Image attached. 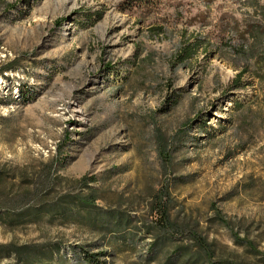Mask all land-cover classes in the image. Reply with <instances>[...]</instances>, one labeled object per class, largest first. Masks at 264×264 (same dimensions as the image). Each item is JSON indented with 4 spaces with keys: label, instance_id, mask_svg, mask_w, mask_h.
<instances>
[{
    "label": "rangeland",
    "instance_id": "rangeland-1",
    "mask_svg": "<svg viewBox=\"0 0 264 264\" xmlns=\"http://www.w3.org/2000/svg\"><path fill=\"white\" fill-rule=\"evenodd\" d=\"M165 1L181 16L165 7L156 37L120 0H0V188H28L20 180L55 161L50 199L95 191L132 221L121 235L47 217L0 225V246L44 247L37 264H90L84 252L164 264L172 246L148 259L154 198L167 190L170 220L211 244L215 264H264V64L233 52L264 0ZM85 175L95 180L83 188ZM0 264L23 263L0 253Z\"/></svg>",
    "mask_w": 264,
    "mask_h": 264
},
{
    "label": "trees",
    "instance_id": "trees-1",
    "mask_svg": "<svg viewBox=\"0 0 264 264\" xmlns=\"http://www.w3.org/2000/svg\"><path fill=\"white\" fill-rule=\"evenodd\" d=\"M165 0H120L118 9L122 13L134 14L138 13L141 17V22L147 20L153 21L149 24L147 31L154 32V36L166 32L169 25L167 20H160L158 17L165 7L172 8V22L180 19L181 16L179 7L181 4H169ZM252 7L256 17L253 21H247L243 28L237 30L236 34L241 39V44L238 48H234L233 52L243 57V61L247 66L249 62L254 61V66L258 67L264 64V4L253 3ZM193 45L187 44L183 50L182 56L187 59L192 56L194 50ZM237 74L236 79L241 77L244 72ZM7 70L0 72L2 75ZM246 71V70H245ZM20 98V95H18ZM57 162H48L43 167L41 172L36 176L34 183L30 182L27 176L20 180V186H28V188H12L5 190L0 188V225L7 227H18L27 224H34L39 219L47 217L50 221L58 219L61 222L76 221L87 226L95 233L121 235L125 234L131 225L132 221L125 219L122 213L106 210L97 205L98 194L95 191L77 194H57L50 199L51 188H55L52 183V176L55 170L54 165ZM2 173V172H0ZM10 180L16 179V175L9 176ZM95 180V177H87L86 175L79 179V183L84 187ZM15 189V190H13ZM155 213L158 218L154 224L156 228L155 235L150 244V253L148 261L155 260L158 255L166 254L170 246L173 247L170 255L164 257V264H215L213 262L214 250L211 244L198 233L193 230H187L174 224L168 213V192L160 190L155 195ZM216 219L224 226L228 227V222L220 215L218 210H215ZM133 226V228H137ZM140 229V226L138 227ZM152 227L147 228V234H151ZM176 238H181L180 244H174ZM184 238L190 241V244L183 243ZM238 243H245L244 240L234 238ZM248 248L258 256L259 252L251 247L248 243ZM58 247H54L52 253H57ZM44 247L33 249L27 245L17 246L7 244L0 246V253L5 255H13L19 263L37 264L40 256L43 255ZM105 256V252H84V260L90 264H106L100 262V258ZM264 260V257H263ZM218 264H242L231 260H221Z\"/></svg>",
    "mask_w": 264,
    "mask_h": 264
}]
</instances>
